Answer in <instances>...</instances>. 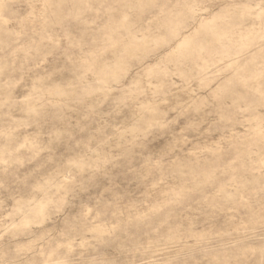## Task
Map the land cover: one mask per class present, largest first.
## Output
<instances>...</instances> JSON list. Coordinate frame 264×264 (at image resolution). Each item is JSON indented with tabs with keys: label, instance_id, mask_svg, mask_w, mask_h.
<instances>
[{
	"label": "clouds",
	"instance_id": "obj_1",
	"mask_svg": "<svg viewBox=\"0 0 264 264\" xmlns=\"http://www.w3.org/2000/svg\"><path fill=\"white\" fill-rule=\"evenodd\" d=\"M0 264H264V0H0Z\"/></svg>",
	"mask_w": 264,
	"mask_h": 264
}]
</instances>
